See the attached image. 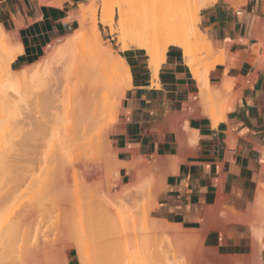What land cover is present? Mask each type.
<instances>
[{"label":"crops","instance_id":"1","mask_svg":"<svg viewBox=\"0 0 264 264\" xmlns=\"http://www.w3.org/2000/svg\"><path fill=\"white\" fill-rule=\"evenodd\" d=\"M83 1L0 0V24L21 49L11 68L32 65L51 44L76 31ZM199 13V30L209 46L232 55L209 74L210 85L220 87L224 96L230 90L238 93L229 97L224 119L213 128L209 118L194 115L202 113L190 108L197 83L179 47L167 48L157 79L150 74L146 53L131 48L121 57L132 80L109 136L111 153L122 164L118 185L133 182L135 168L129 164L137 159L180 158L156 193L150 218L186 230L200 229L219 198L228 209L246 215L257 190L264 192V0H216ZM186 119L188 129L197 133L195 144L185 135ZM220 215L224 223L226 217ZM229 226L227 231L210 230L206 247L221 256H241V250L252 249L250 229L245 224ZM68 264L74 263L69 259Z\"/></svg>","mask_w":264,"mask_h":264},{"label":"rangeland","instance_id":"2","mask_svg":"<svg viewBox=\"0 0 264 264\" xmlns=\"http://www.w3.org/2000/svg\"><path fill=\"white\" fill-rule=\"evenodd\" d=\"M195 2L196 1L193 0L192 3ZM85 4L95 5L97 7L95 24L98 30L99 37L101 38V39L99 38V40L103 45V47H109L112 54L116 55L119 59H123L121 57L122 54H124L125 51H128L131 48L142 50L146 53L147 57H149L157 47H159L162 43H165L169 38H175L177 40H183L184 42H187L194 51L193 58L197 61V67H200L205 71L209 70L211 72L212 68L222 64L226 65L232 59V55L228 53V49H227L228 54L226 53L223 56H220L218 54L217 55L213 54L212 56L208 57L206 55V52L202 47L203 44L202 36H200L203 34L199 30L198 20L195 18L192 8L190 7L192 5L191 0H171L166 4L164 3L162 4L161 0H84L80 5H85ZM103 8L107 9V13L110 16H112V22L108 26H105L100 22L101 10ZM164 9H167V13L169 15H171V13L175 14L176 12L177 14L178 13L182 14L180 20L177 22V24H175V27L171 32L164 31L162 28L163 14L166 13ZM153 16H157L160 19V22L154 25L155 28H152V26L148 23L150 18ZM75 19L78 22L77 30L74 31L71 35L66 36L68 37V39L64 37L55 42L56 44H60L66 39L61 45L57 47L50 45L45 50L44 55L42 57L47 56L49 65L47 69H41V71L39 70L37 71V69H34V63L32 65L25 66L17 70H13L11 68V64L16 59L17 55L20 54L21 49L17 43L15 44V38L13 37V35L6 32L3 26L0 24V40L2 41V45L0 47V83L2 84L1 87L2 95L1 94L0 95L3 97V99L0 98V102L2 100L4 101V96L6 95H8L7 99L9 100L8 106L5 105L7 104V100L4 101V103L2 104L0 103V107L3 110L2 112L0 110V117H2V119L0 118V120L5 121L4 123L6 124L9 122L8 125L11 124L12 126L13 124L16 127L18 126L17 125L18 123H22L20 124L22 128L21 130L22 136L20 135L19 133L20 131H19L17 132L16 137L12 136L13 137L12 141H9V143L5 141L7 145L5 142L2 143L3 146L0 144L1 146L0 151L6 150V155L4 152V155L6 156L4 159V163L8 164L9 166L7 174L3 176L0 175V189L3 187L4 183H6L7 180L12 179V177L17 178L16 180H18L22 175L23 176L27 175L30 176L31 180L34 179L32 180L34 183V185H32L33 187L28 185L32 191L29 189L30 190L29 192V190L26 189L27 187L25 188V185H23L24 187L23 186L22 187L24 188V190L25 189L28 190V192L27 191L24 192L23 190L24 193L27 192L25 195L22 194L20 196L19 192L16 191L17 196L19 194L20 197L18 199H15L14 195L11 196V198L16 200L15 204H12L13 199L11 198H10L12 200L11 204H8L10 203L9 201L10 199L7 200V198H5L6 201L0 199V202L1 201L4 202L3 205L6 204L5 202H7V205L9 207L11 206V212L15 210L16 215L14 214V211L13 214L10 212L9 207H7L9 208L8 213L6 212V210L4 211V208L3 209L1 208V210H3L8 215H10L9 214L10 212L12 214V217L13 215H15L16 217L19 215L18 216L19 226L16 232L15 242L13 241L14 239H12V242L15 243L13 245L16 246H13L14 251L13 248L12 251L14 253L20 247V250L22 248L24 250V251H20V253L26 252L29 250V249L27 250L28 244L31 246L35 244L34 242L36 240H37L36 243L40 242L39 240H42L40 243H43L42 244L43 247L45 244L46 251L48 252L50 251L47 250L49 248L48 246H50L51 244L56 248L60 247L58 249H55L53 246L50 247L52 250L54 248V250L52 251L53 253L55 250H57V252L55 251L54 253V257H55L54 260L52 259L50 260L49 256H46L48 258H44L41 254V258L42 257L44 258V259L42 258L43 260L46 261V259H48L49 263L52 262L53 264H54L53 261L56 260L57 263L55 264H60L64 261L66 257L67 261L70 259V261H72L74 264H86V263L89 264L90 259L94 258L91 256L96 255V254L93 255L95 252L94 251L95 248H94L93 249L94 252L92 251L93 254L92 255L90 254L91 258L90 259L88 258V255L92 250L91 248L95 246L96 243L99 241L98 238L99 231L95 224H96L97 211L99 209V205H102L103 207L112 206L114 207L113 211L116 214L118 213L117 215L115 214L114 229L116 230L117 237L120 235L119 237L125 238L126 241L125 244L127 243L126 245L128 249L134 247V249L133 248L130 250L127 249L128 253L133 252L131 253V255H133L136 252V254L139 255L140 257L139 260L140 261L143 260L145 264H185L186 258L183 256L185 254H182L184 252L179 250L180 252H182L180 253L177 250L169 249L168 245L172 244L173 241H171V239L166 238L164 236H158L156 230L152 228V225L155 222L158 225L160 224L158 223L157 220H153L152 218H150V211L154 204V198L159 190L156 180V174H155L156 170L154 171L152 170L153 172L150 171L147 174V176L143 179V181H141V183H138L131 190H125V185H118L115 182L117 174L112 176L109 186H106L105 179L103 180V178L88 179V175H85L83 173L81 167L79 168L78 164H76L72 168L67 167L65 169L64 171L65 179L64 182L61 183L60 185H55L50 187L47 184L52 176L51 173L52 171L50 172V170H52L51 168H53L52 166L54 165V160H55L54 158L55 155L57 154L56 150L58 147L56 146H58L59 144L58 143L57 145H55L56 143H54V141H56L58 137L60 139L61 133L59 134L58 131L60 132L59 129L62 124L60 126H57L56 124L54 125V127L56 126V128L59 127L58 130L55 128L54 131L56 132L57 130L58 135L54 134L57 136L54 135L51 136L50 133L52 134L54 133L52 132V129L50 131V128L52 127L49 128L48 126V122L50 119L49 115L51 114L50 113L51 111L49 110V108L41 98L45 88L47 87L45 85V82L48 81L47 83L48 85L51 82V79L53 80L57 76L58 77L62 76L61 78L63 79L62 80L63 84L61 83L60 84L62 86H66L64 79L70 78L68 84L71 85L70 87L72 89L74 85V79H73L74 76L78 73V71H82L83 69H85V67L87 68V64L89 62H91L89 63L90 65L92 64L93 66L102 68L105 74L109 77H115L118 72L117 69H115L116 68L115 66H111L107 57L103 56L101 52L95 47L96 39L94 37L91 40L87 39V36H91L89 33V28L92 17L89 16L85 19L75 17ZM172 34L174 36L170 37L169 35ZM80 45H82V55L76 58L72 56L70 52H74L76 48H78ZM215 48H213L215 49V51L225 49V48H218L217 46H215ZM125 65L129 67L126 64V62ZM23 82L29 83L30 88L26 90L25 93H22L23 95L21 98H18L17 95L19 96V93L16 91V88L17 86H19V84L22 85ZM60 84L58 85V92L61 91ZM212 85L217 86V84H212ZM44 86L46 87L44 88ZM211 90H212V94L216 95V97L218 98L215 108L219 111L223 107L225 109L229 97L234 98L238 94V93H233V90L232 91L230 90L226 94L228 97H226L222 94L220 87L219 88L212 87ZM195 113H196L194 114L195 116H201L199 111L198 112L195 111ZM104 115H105V119L101 123V126L104 125L106 126V123L111 121L114 117V115H111L110 113H108V111L105 112ZM118 116H116L117 121L119 118ZM4 123H2V125H4ZM18 128H20V126H18L17 129ZM35 129H38V131L40 130L41 132H37V131L35 132L34 131ZM48 132L50 133L48 134ZM29 133H31V135ZM39 133H41V136ZM19 135L22 137L21 139H23L21 144L19 143V141H21ZM33 135L36 141L32 139ZM109 136H108L109 150H107L108 146L106 147L105 143L102 141L101 142L97 141L98 145L99 143H101V145H99L100 149L96 144V146L98 147V148L96 147V149H98V152H100L99 154L96 151V154L98 153V157H100L101 159L102 167L105 172H109V170L112 169L111 167L118 164L116 162V159H114V156L110 150ZM9 138L11 137H7V140ZM37 138H39V140L41 139L42 140L39 141ZM43 138L45 139L44 141ZM58 141L59 140H57L56 142ZM39 142L41 145L38 144ZM10 143L12 145V148H10L11 147ZM19 150H22V152H20ZM20 153H21L22 163L19 164ZM31 157H32V161H31ZM145 163L148 164L150 162L145 161ZM10 165H13L12 169L10 168ZM19 165H20V170L23 171V172L20 171L22 174H19L20 173ZM10 182L8 184L7 181L5 185L10 186L11 185ZM25 184L27 185L28 183ZM7 188L8 187H6V189L2 188L3 193L0 192L1 196L4 194L5 190L7 191ZM19 189L17 190L19 191ZM222 210L219 211V214H221L223 217L226 213V210L225 209L224 211ZM4 212L1 211L0 213V222L2 215L4 221ZM243 217H244L243 222L238 224H245L250 229L252 239L255 240V236L251 232V227L254 224L255 225L257 224L256 226L257 229L258 226H260L259 227L260 229H258L259 232L261 230H264L263 228L264 218L257 217L259 219L255 218V220H253L254 217L251 214V212L249 214L244 215ZM8 218L10 219V217L6 218L7 221ZM229 222L230 221H228L227 218L224 219V223H227V225H231L232 222L231 223ZM251 223L254 224L252 225ZM2 224L0 225L1 229L5 230L4 222H2ZM139 225L144 228L141 229ZM202 228L203 229L205 228V224L201 225V228L197 230H203ZM3 234L4 233L2 232V235ZM245 235L247 234L245 233ZM261 235L264 236L263 232L261 233ZM5 237L6 236H4V238H1L0 242L5 241ZM6 238H9V236ZM55 238L58 240L60 239L59 241H61L63 244L60 243L59 244L60 246L54 245L58 243L56 241H55L56 243L52 242L53 239ZM9 240L10 239H8V241ZM45 240H47L46 243L43 242ZM49 240H52L50 244H49ZM8 241L7 239L5 241L7 243V246L12 247V245H10L11 242ZM32 242L33 244H31ZM3 243L0 244V246L1 245L3 246L4 245ZM40 243L37 244L38 247ZM177 246L179 245L177 244ZM25 247L26 249H24ZM43 247L38 249H42ZM179 247L181 248V246ZM203 247L209 249L208 247H206L204 243H203ZM7 248H6L7 250L6 253H8L9 251L11 252V249L10 248L7 249ZM1 250H4L3 247L2 249H0V251ZM58 250L63 251L64 254L63 257L57 256V253L59 252ZM46 251L44 252L45 255L47 253ZM99 251L100 250H98L97 252ZM122 251H124V254L126 255L125 252L127 251H125V248ZM13 253L11 252L9 254L12 255ZM240 253L241 256L239 257H243L246 261V264H250V263L255 264V262L254 261L251 262L250 259L251 249L241 250ZM262 253H263V249H261V251L258 252L259 264H262ZM27 254H28L27 252L26 254L23 253L24 255V256L22 255L23 260L26 259ZM99 254L103 256L102 253ZM0 255H2V253H0ZM6 255L9 257L8 254H5V256ZM17 255L20 256V254L18 253L16 254V256ZM119 255L121 256V254ZM221 255L222 254L218 253V256ZM3 256L4 255H2V257ZM16 256L14 254L13 259H16ZM97 260H99L98 257ZM107 263L108 260L104 259L103 256V260L100 264H107Z\"/></svg>","mask_w":264,"mask_h":264},{"label":"bare ground","instance_id":"3","mask_svg":"<svg viewBox=\"0 0 264 264\" xmlns=\"http://www.w3.org/2000/svg\"><path fill=\"white\" fill-rule=\"evenodd\" d=\"M170 1L171 0H161V3L166 4L167 2H170ZM195 1H196L195 3H192L193 0H191L192 5L190 4L191 5L190 7L192 8V11H193L195 18L198 20L200 10L207 7L208 5H210L212 3H214L216 0H195ZM89 3H91V2H89ZM164 11H166V13L163 14V26H162V28L164 31L171 32V31H173L175 24H177V22L180 20L182 14H179V13L177 14V12H176L175 14L171 13V15H169L167 13V9H164ZM96 14H97V7L95 5H86L85 4V5L79 6L78 14L76 15V17H79L81 19H85L89 16L92 17L91 23H90V28H89V33L91 36H87V39L91 40L93 37L96 39V40L94 39L95 43H96L95 47L101 52V54L103 56L107 57L111 66H115L116 67L115 69H117L118 72L116 71L117 75L115 77H109L105 74V72L103 71L102 68H98L97 66H93L92 64H91L92 65L91 66L89 64L91 62H89L87 64V68L85 67V69H83L82 71H78V73L74 76V78H73L74 79V85H73L72 89L70 87L71 85L68 84L70 78L64 79L66 86L61 85V84H63L62 83L63 79L61 78L62 76H59V77L57 76L53 80L51 79V82L48 85H47L48 81L45 82V85L47 87L44 86V88L45 87L46 88H45L41 98L43 99V101L45 102V104L47 105L49 110L51 111L50 112L51 114L49 115L50 119L48 122L49 128L52 127V128H50V131H51V129H52V132L55 131V128H56V126L54 127L55 124L57 126H60L62 124L61 125L62 127L60 126V129H59L60 132L58 131L59 134L61 133L60 139L58 137L57 140H59V141L58 142H56L57 140L54 141V143H56L55 145H57L58 143L59 144H58V146H56V147H58L57 148L58 151L56 150L57 154L55 155V158H54L55 160H54V165L52 166L53 168H51L52 170H50V172L52 171L51 172L52 176L50 175L51 179H49V182L47 183L48 186H50V187L55 186V185H60L61 183H63L64 179H65L64 178L65 169L67 167L72 168L76 164L79 165V168L81 167V169L85 175H88V179L89 178H98V179L103 178V180L105 179L106 186H109L112 176L118 174L119 169L122 166V164L118 163L117 165H114L113 167H111L112 168V169H110L111 171L109 170V172H105L103 170V167H102L101 159H100V157H98V153L100 154V152H98V149H96V147L98 146L100 149L99 145H101V143H99V145H98L97 141L98 142L102 141L105 143L106 147L108 146V136L111 134L113 125L115 124L117 112H118L120 103L123 99L124 92L130 87L132 75L130 72V68L125 65V60L119 59L116 55L112 54L109 47H103V45L101 44V42L99 40L100 37L98 34V30H97L96 24H95ZM100 22H101V24H103L105 26L110 25V23L112 22V16H110L107 13V9H105V8H103L101 10ZM159 22H160V19L157 16H153L150 18L148 23L152 26V28H155L154 25L159 23ZM169 36L173 37L174 35L172 34ZM200 36H202V41H203L202 47L205 50L206 55L208 57L212 56L213 54H216V55L218 54L220 56H223L226 54L227 51H225V50H218V51L213 50L209 46L205 36L204 35H200ZM66 39H68V37H66ZM62 43L56 44L54 42L51 45L54 47H57V46L61 45ZM1 45H2V41L0 40V47H1ZM169 46L179 47L182 50V55H183V58L185 61V65L189 68V71L191 73L192 78H194L196 83H197L198 93L195 95L196 102L195 103L191 102L190 108L191 109H195V107L200 108L202 110V113L200 115L203 117L209 118L211 121L212 127L215 128L218 125V123L224 119V110H223L224 107L220 111L215 108V105H216L218 98L216 97V95L212 94V90H211L212 86L209 83L210 71L209 70L205 71L202 68L197 67V61L193 58L194 51L187 42H184L183 40H177L175 38H169L165 43H162L159 47H157L154 50V52L148 57V68H149L150 74L152 75V77L154 79H157V75L159 73V67H160L161 63H163L165 60L166 51H167V48ZM75 51L70 52V54L76 58L81 56L82 55V45H80L78 48H76ZM48 65H49V62H48L47 56H44V57H41L38 61H36L34 63V69H37V71L38 70L41 71V69H47ZM214 68H212V70ZM64 74H65V72H64ZM59 84L61 86L60 92H58V85ZM1 87H2V84L0 83V94L2 95V92H1L2 88ZM29 88H30V84L27 82H23L22 85L19 84V86H17V88H16V91L19 93V96L17 95V97L21 98L23 95L22 93H25L26 90H28ZM1 95H0V98L3 99V97ZM7 96L8 95L4 96V101L7 100V104H5V105L8 106L9 100L7 99ZM2 101L0 102L1 104L4 103V101L3 102ZM0 110H1V112L3 111L1 107H0ZM107 111L111 115H114V117L111 121L106 123V126L105 125L101 126V123L105 119L104 114ZM0 118L2 119V117H0ZM1 122L4 123L5 121H1ZM1 122H0V142H1L0 144L1 145L5 141L7 143H9V141H12L13 137H16L17 132L20 131L19 133L21 135L22 128H21L20 124H22V123L17 124L21 128V129L20 128L17 129L18 126L16 127L13 124H12V126H11V124L8 125L9 122L7 124L4 123V125H2ZM63 124H64V126H63ZM184 125H185L184 127L187 129V131L185 130L187 133L185 135L187 136L189 143L195 144L196 138H197V133L190 131L188 129L187 119H186ZM48 126H47V128H48ZM53 127H54V129H53ZM49 128H48V130H49ZM58 128H56V129L58 130ZM61 128H62V130H61ZM178 128H180V127H178ZM16 130H18V131H16ZM57 130L53 134L50 132H48V134L50 133L51 136H53L54 134H57ZM34 131L35 132L36 131L41 132L40 130L38 131V129H35ZM29 134L31 135V133H29ZM39 134L41 136V133H39ZM57 135H54V136H57ZM21 136H20V139L22 138ZM7 137H11V138H9L7 140ZM31 138H32V136H31ZM34 138L35 137L33 135L32 139L35 140ZM32 139H30V140H32ZM37 139L39 140V138H37ZM41 140H39V141H41ZM44 140L45 139L43 138V141ZM22 141H23V139H21V141H19V143L21 144ZM7 143H6V145H7ZM38 144H40V142ZM96 144H97V146H96ZM6 145H4V146H6ZM10 145H11V143H10ZM105 146H103V147H105ZM10 148H12V145ZM3 149H5V148H3ZM8 149H9V146H8ZM0 150H1V148H0ZM107 150H109V146H108ZM19 151L22 152V150H19ZM96 151L98 152L97 154H96ZM4 152L6 155V150L0 151V175L1 176L7 174L8 167H9L8 164L4 163V159L6 157L4 155ZM35 155H36V152H35ZM19 157H20L19 158V160H20L19 164H20V163H22L21 162V160H22L21 159V153H20ZM34 159H35V157H34ZM263 160H264V153H263ZM31 161H32V157H31ZM179 162H180V158L178 159L176 157L174 159H168V160H154L148 164L145 163V161L143 159L142 160L137 159V160L133 161L129 165L133 166V168H135V174H134V178H133L134 180L131 184L125 186V190H131L138 183H141V181H143V179L147 176V174L152 170L153 171L156 170L155 174H156L157 185L159 187L158 189H160V187L162 186L166 176L168 174L175 172L176 166ZM10 168L12 169L13 165H10ZM263 170H264V164H263ZM20 171L21 170H20V165H19V172ZM21 172H23V171H21ZM21 172L19 174H22ZM26 176L22 175L18 180H16L17 178H14V177H12L13 180L9 178L10 180H7V181H8V184L11 181L10 182L11 185L6 186L5 184L7 183V181H6V183H4V185L8 188H7V191L5 190L6 192L4 191L5 195L4 194L2 196L0 195V199L6 201L5 198H7V200H9L11 198V196H13V195H14L15 199H18L22 194L25 195L29 189L31 190V188H29V186L33 187L32 185H34V183L32 180H34V179L31 180L30 176H27V177ZM25 183H28V184L26 185ZM30 183H32V184H30ZM4 185L2 188L6 189V187ZM23 185H25V188L27 187L26 189H28V190H26V189L24 190ZM2 188L0 190H2ZM19 188L22 190H20ZM17 189H19V191ZM23 190H24V192L25 191H27V192L24 193ZM30 190H29V192H30ZM16 191L19 192L20 196H19V194L17 196ZM0 192L3 193V190ZM15 193H16V195H15ZM11 199H13V198H11ZM11 199L9 200L10 203H8V204L12 203ZM15 199H13L12 204H15V202H16ZM0 203L2 204V205L0 204V210H1V208L2 209L4 208V211L6 210V212L8 213V210L10 208V212H11V206L9 207L7 205V202H5L6 204H4L7 206H4L3 205L4 202H2V201ZM7 207H9V208H7ZM113 208L114 207H112V206H104L103 207L102 205H99V209L97 211L96 224H95L97 226L98 231H99V237H98L99 241L96 243L95 246H93L91 248L92 250L89 253V255L87 254L89 259L91 257L96 258V259H94V258L90 259L91 264H93V263L94 264L95 263L100 264L103 260V256H104V259L108 260L107 264H145V262L143 260L142 261L139 260L140 257H139V255L136 254L135 251H134L135 254H133V255H131V253H133V252L128 253V250H130L132 248L134 249V247H131V248L129 247L130 249H128V247L126 245L127 243L125 244V242H126L125 238L119 237L120 235L118 236L119 238L117 237L116 230L114 229L115 228V226H114L115 221L114 220H115V214L116 213L113 211ZM224 209L226 210V213H225V215L223 214L224 215L223 217H226L228 219V221H230L229 223H231V222L232 223H242L243 222V219H244L243 216L244 215L238 214L233 209H227V207H225L224 199L219 198L217 200L216 204L212 208H210L208 210V212H206L207 214L205 213L207 215V221H205V228L204 229L202 228L203 230H186V229H183L180 225H173V224H168L165 222L163 223V221H162V223H161V221H158V223H160L159 225L155 222L152 225V228L156 230L158 236H164L166 238L171 239V241H173L174 244L172 243V244L168 245L169 249L177 250V251L180 250V251L184 252V253H182L179 251L180 253L185 254V255H183L186 258L185 259L186 263L184 262L185 264H246V261L243 257H239V256H218L217 252L214 249H207V248L203 247L205 236L210 230H214V229H220L221 231L231 230L230 226L226 225L227 223L226 224L222 223L219 220L220 218L218 219L219 211H221V210L224 211ZM1 211L4 212L3 210H1ZM1 211H0V213H1ZM13 211L15 214V210H13ZM13 211L11 212L12 214H13ZM10 212H9L10 215H8L7 213L4 212V221H3V215H2L0 225L2 224V222H4L5 230L1 229V226H0V231L3 230V231H1L0 239L4 238V236H6V237L9 236V238L5 237V241H6V239H7V241H8V239H10L8 242H11L10 245H12V247L10 245H9L10 247H8L7 243L5 241L0 242V244H2L4 242L3 243L4 245L3 246L1 245V246L5 250V251L4 250L0 251V253H2V255H4L3 257H2V255H0V264H46V263L50 264V263H52V262L49 263L48 259H46V261H48V262H46L43 259L48 258L46 256H49L50 260L51 259L54 260V258H55L54 253H55V251L57 252V250H55L54 253L52 251L54 250V248L58 249L60 247L56 248L52 244L50 246H48V244H47V246L49 247V248L47 247L48 248L47 250H50L48 252V251H46L45 244L43 247V245H42L43 243H40L42 240H39L40 242H38V243H36L37 242V240H36L34 242L35 244L31 245V246L29 244L28 245L26 244L27 250L29 249L28 251H31V252H28L25 250L28 253L27 256L25 255L26 256L25 260H23L22 255H23V253L26 254V252L20 253V251H24L23 248L20 250V247H19V249H18L19 252L17 249H15L17 251H15L13 253V251H14L13 246H16L13 244H15L14 243L15 242V236H16V232H17V229L19 226V221H18L19 215L16 217L15 216L16 214H15L12 217V214ZM16 213H17V211H16ZM251 214L254 217L253 220H255V218H257V217H259V218L263 217L264 218V192L262 191V188L258 189L256 192L254 203L252 205ZM220 216H222V215H220ZM7 217H10V219L8 218V221L6 220ZM259 218H257V219H259ZM262 219H261V221H262ZM10 220H12V221H10ZM6 222H8V223H6ZM225 222H226V220H225ZM251 224L253 225L254 223H251ZM254 225L252 227L250 226L251 232L255 236V241L253 239V242H252L250 259H251V262L254 261L255 264H259L258 252L261 251V249L263 247V243L261 240L263 235H261V233L263 232V234H264V230H261L259 232L258 229H260L259 228L260 226H258V229H257L256 228L257 224L255 226ZM116 226H117V224H116ZM143 226H144V224H143ZM140 227H141V229L144 228L142 226H140ZM2 232L4 233L3 235H2ZM121 235H122V233H121ZM123 237H124V235H123ZM251 238H252V236H251ZM12 239H14L13 240L14 242H12ZM59 240L56 238L53 239V241L49 240V244L51 243V241L53 243L58 242L57 244H54V245L58 246L60 243H62ZM46 241L47 240H45L43 242L46 243ZM121 241H122V243H121ZM39 243H40V245L38 247L37 244H39ZM31 244H33V242ZM135 244H136V242H135ZM177 244L179 246H181V248L179 246H177ZM1 246H0V249H2ZM40 246L43 248L38 249V248H41ZM51 246L54 247V248L52 247L53 250L50 248ZM123 246H125V247H123ZM7 247L11 249L13 256L11 254H9V253H11L9 251L10 249L8 250L9 252L6 253ZM158 247H159V245H158ZM12 248H13V251H12ZM44 248H45V250H44ZM124 248H125V251H127V252H125L126 255L124 254V251H122V250H124ZM24 249H26V247ZM93 249L95 252L93 251ZM96 249H98L100 251L97 252L98 250H96ZM2 251H4V252H2ZM45 251L47 252L46 255L44 253ZM58 251L59 252L57 253V256L63 257L64 256L63 251H60V250H58ZM92 251L94 252V254ZM136 251H137V249H136ZM16 252L18 254H20V256H18V255L16 256V254H17ZM4 253L8 254L9 257L7 255H6L7 256L6 257ZM51 253L53 254V257H52ZM99 253H102L103 256H101V254H99ZM137 253H139V252H137ZM14 254L16 256V259H13ZM41 254L44 257V258L42 257L43 259L41 258ZM49 254H51V255H49ZM90 254L91 255L96 254V255L90 257ZM119 254H121L122 257ZM28 255H30V256H28ZM124 255H125V257H124ZM96 256L98 257L99 260H101V259L102 260L101 261L97 260ZM4 257H6V258H4ZM100 257H102V258H100ZM7 258H10V259H7ZM93 260H94V262H93ZM95 260H96V262H95ZM85 261H87V260H85ZM90 261H89V264H90ZM53 262H54V264L57 263L56 260ZM60 264H68L66 257H65L64 261ZM86 264H88V263H86ZM250 264H253V263H250Z\"/></svg>","mask_w":264,"mask_h":264},{"label":"trees","instance_id":"4","mask_svg":"<svg viewBox=\"0 0 264 264\" xmlns=\"http://www.w3.org/2000/svg\"><path fill=\"white\" fill-rule=\"evenodd\" d=\"M77 1H80V0H77Z\"/></svg>","mask_w":264,"mask_h":264}]
</instances>
